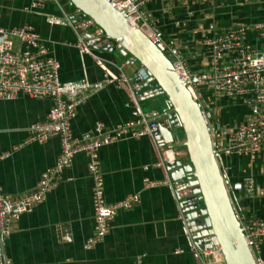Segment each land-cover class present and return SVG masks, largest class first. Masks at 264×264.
<instances>
[{
	"label": "crops",
	"instance_id": "obj_1",
	"mask_svg": "<svg viewBox=\"0 0 264 264\" xmlns=\"http://www.w3.org/2000/svg\"><path fill=\"white\" fill-rule=\"evenodd\" d=\"M30 3L31 0H0L1 25L32 26L50 54L59 60L61 80L84 78L104 83L77 106L71 119L73 135L81 136L96 122L112 129L133 119L131 90L117 79L120 65L124 74L132 76L137 64L124 65L128 54L119 52L115 43L110 50L98 46L92 53H82L75 46L77 36L71 25L49 23L50 16L75 15L77 9L69 0H48L37 9H31ZM143 6L162 36L178 45L192 75L208 67L209 49L204 40L227 27H248L246 41L253 50L260 52L264 43L257 27L264 23V0H149ZM148 89L149 86L137 89L140 106L161 115L168 109L166 98L155 95L160 97L158 105L155 96L142 98ZM195 91L216 126L231 128L249 112L243 97L217 94L205 84L197 85ZM51 105L50 98L25 94L0 100L3 193L19 196L33 191L41 172L59 155L57 137L28 141L27 128L46 119ZM177 132V141L166 147L172 148L175 158L185 161L188 155L180 145L183 134ZM161 147L149 135L100 147L98 158L106 201L113 203L132 193H138L139 201L130 209H119L109 231L91 248H86L85 242L94 227L92 178L87 169L88 156L80 152L61 172V179L45 200L11 221L10 235L2 242L4 255L16 264H208L201 252L207 243L198 246L194 242L186 220L180 217L173 183L164 165H158ZM219 161L228 184L246 177L254 181L251 194L231 192L238 217H264V148L253 155H222ZM146 178L168 182L144 187ZM261 258L264 259V243Z\"/></svg>",
	"mask_w": 264,
	"mask_h": 264
},
{
	"label": "built area",
	"instance_id": "obj_2",
	"mask_svg": "<svg viewBox=\"0 0 264 264\" xmlns=\"http://www.w3.org/2000/svg\"><path fill=\"white\" fill-rule=\"evenodd\" d=\"M45 1L48 0H31L30 8L37 9ZM108 1L114 8L122 11L124 17L141 29L153 43L161 46L168 57L174 58V68L194 90L197 85L203 83L217 94L244 98L249 112L243 121L231 128L221 127L219 124L216 126L201 105L210 129L214 154L218 153L220 157L233 153L253 155L264 148V43L260 52L251 49L246 41L248 27H227L206 38L204 44L209 49L208 67L205 71L192 75L178 45L165 39L160 29L150 21L143 6L149 0ZM74 17L73 14L64 18L50 16L47 21L52 24L71 25L77 36L76 48L82 53H92L95 45L102 41L103 31L88 16L76 20ZM257 27L260 29V36L264 37V23ZM123 63L137 64L132 76L124 74L120 65L117 79L127 84L131 90L133 119L117 124L112 129L106 128L102 122H96L91 130L76 137L71 130V119L77 106L100 90L104 83L90 82L84 78L61 80L59 60L50 54L43 39L32 26L5 28L0 23V100L13 99L19 94L32 98H50L52 105L46 119L34 122L27 128L28 141L43 142L57 137L60 142L59 155L53 165L41 172L33 191L13 196L3 193L0 186V264H16L4 255L2 249L3 240L10 235L11 221L45 200L49 191L56 187L61 179V172L71 165L77 153L82 152L88 156L87 169L92 178L94 227L85 242L86 248H91L106 235L110 222L119 209H130L139 201L138 193L128 194L113 203L106 201L98 158L100 147L128 137L149 135L154 138L158 127L153 118L159 114L142 110L140 93L137 91L138 84L147 81L150 74L131 54H128ZM192 78L195 81H192ZM161 148V161L158 165L163 164L165 167L167 163L174 161L175 156L171 147L163 145ZM5 155L6 153L1 157ZM167 182L146 178L144 187ZM227 188L230 196L232 191H241L248 195L254 191V181L251 177H246L241 181L229 183ZM174 194L176 196V193ZM176 199L180 217L185 219L177 196ZM239 220L246 244L257 264H263L261 252L264 243V217L255 216ZM193 247H196L195 244ZM201 252L209 260L208 264H225L220 247L202 249Z\"/></svg>",
	"mask_w": 264,
	"mask_h": 264
},
{
	"label": "water",
	"instance_id": "obj_3",
	"mask_svg": "<svg viewBox=\"0 0 264 264\" xmlns=\"http://www.w3.org/2000/svg\"><path fill=\"white\" fill-rule=\"evenodd\" d=\"M69 1L77 9L74 20L88 16L103 31L102 41L95 47L110 50L115 43L119 52L135 56L147 69L150 77L137 87L149 86L142 98L165 95L168 109L153 118L158 123L154 138L161 146L173 145L177 131L181 129L183 134L180 145L186 149L187 160L175 158L165 169L194 242L198 246L206 242V248L220 247L225 264H257L228 192L220 155L213 153L204 110L194 88L174 68V58L108 0Z\"/></svg>",
	"mask_w": 264,
	"mask_h": 264
},
{
	"label": "rangeland",
	"instance_id": "obj_4",
	"mask_svg": "<svg viewBox=\"0 0 264 264\" xmlns=\"http://www.w3.org/2000/svg\"><path fill=\"white\" fill-rule=\"evenodd\" d=\"M202 85H204V84L202 83ZM159 98H160L159 96H155V97H154V99H155L156 102H157V103H155V104H157V105H158L159 102H160ZM184 151H185V148H184ZM185 153H186V151H185Z\"/></svg>",
	"mask_w": 264,
	"mask_h": 264
},
{
	"label": "trees",
	"instance_id": "obj_5",
	"mask_svg": "<svg viewBox=\"0 0 264 264\" xmlns=\"http://www.w3.org/2000/svg\"><path fill=\"white\" fill-rule=\"evenodd\" d=\"M161 96H163L165 98V95L162 94ZM178 131H179V134L182 133L181 129H179Z\"/></svg>",
	"mask_w": 264,
	"mask_h": 264
},
{
	"label": "bare ground",
	"instance_id": "obj_6",
	"mask_svg": "<svg viewBox=\"0 0 264 264\" xmlns=\"http://www.w3.org/2000/svg\"><path fill=\"white\" fill-rule=\"evenodd\" d=\"M170 156H171V152H170Z\"/></svg>",
	"mask_w": 264,
	"mask_h": 264
}]
</instances>
